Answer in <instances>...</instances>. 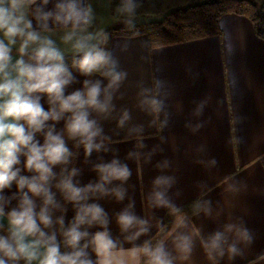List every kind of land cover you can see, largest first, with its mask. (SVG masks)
<instances>
[{"label":"clouds","instance_id":"obj_1","mask_svg":"<svg viewBox=\"0 0 264 264\" xmlns=\"http://www.w3.org/2000/svg\"><path fill=\"white\" fill-rule=\"evenodd\" d=\"M140 6V0H119L115 12L131 29ZM95 21L90 0H0V264H175L177 259L165 240L153 242L152 225L137 215L134 201L114 214L119 235L99 203L123 202L132 176L129 164L110 147L102 121L115 119L125 129L132 117L127 108L117 112L114 101L122 98L128 73L109 47L110 34L95 28ZM164 87L155 79L138 93L137 106L159 129L168 124ZM142 132V126L128 127L129 135H137L138 150L146 147ZM81 149L96 175L87 183L76 166ZM138 150L126 160L139 161ZM155 151L144 154L145 162ZM108 153L112 156L105 159ZM156 167L163 173L170 162ZM175 184L174 176L157 175L149 205L179 214L169 195ZM193 209L212 214L207 200L195 201ZM141 237L148 238L141 242ZM199 242L207 259L218 264L225 255H242L239 245H251L253 236L241 221L200 235ZM173 245L184 260L195 247L193 237L180 231Z\"/></svg>","mask_w":264,"mask_h":264},{"label":"crops","instance_id":"obj_2","mask_svg":"<svg viewBox=\"0 0 264 264\" xmlns=\"http://www.w3.org/2000/svg\"><path fill=\"white\" fill-rule=\"evenodd\" d=\"M90 2L96 14L95 28L126 25L125 18L111 17L109 0ZM141 19L136 17L135 24L144 22ZM219 25V35L154 48L146 35L112 38L110 48L128 73L120 90L122 98L114 102L117 112L127 108L132 119L125 129H119L115 119L102 121V125L112 139L110 147L129 164L132 176L125 184L123 202L106 198L99 203L109 213L113 234L119 235L114 214L134 201L137 215L152 225L151 237L168 211L149 205L152 180L160 174L174 176L176 184L169 195L177 207L197 199L210 201L212 208L210 216L196 213L186 217L164 239L177 257L175 264H212L199 236L241 221L253 236L252 244H240L242 255L233 259L225 255L218 258V264H264V38L243 15L223 14ZM54 39L59 42L58 35ZM155 79L165 82L163 91L167 93L168 124L163 129L137 106L140 87H152ZM201 103L202 113L196 115ZM134 125L143 127V149L136 148L137 135L128 133V127ZM153 149L150 162H145L144 154ZM137 150L142 153L139 161L126 160L130 151ZM111 156L105 154V159ZM164 160L170 167L162 173L156 165ZM76 166L83 170V183L96 178L91 166L84 163L82 149ZM72 216L69 205L67 218ZM177 231L193 237L195 247L187 260L179 258L174 249ZM146 238L141 237V242Z\"/></svg>","mask_w":264,"mask_h":264},{"label":"trees","instance_id":"obj_3","mask_svg":"<svg viewBox=\"0 0 264 264\" xmlns=\"http://www.w3.org/2000/svg\"><path fill=\"white\" fill-rule=\"evenodd\" d=\"M110 1V15L118 16L115 8L119 0ZM136 16L151 17L152 20L136 23L134 28L127 25L110 27L105 31L110 34V43L114 37H133L146 35L151 48L186 42L202 37L219 35V19L223 14L236 13L248 17L254 24L257 35L264 38V0H145L140 1ZM70 60V56H69ZM197 199L178 206L179 214L166 212L164 231L151 236L153 242L165 239L179 224L181 217L194 214L193 204Z\"/></svg>","mask_w":264,"mask_h":264},{"label":"rangeland","instance_id":"obj_4","mask_svg":"<svg viewBox=\"0 0 264 264\" xmlns=\"http://www.w3.org/2000/svg\"><path fill=\"white\" fill-rule=\"evenodd\" d=\"M136 17L143 18V19H141L142 21H150V20H152L151 17H142V16H136Z\"/></svg>","mask_w":264,"mask_h":264}]
</instances>
